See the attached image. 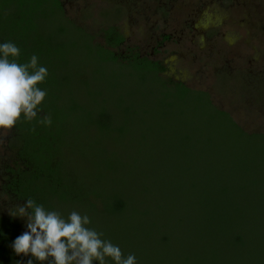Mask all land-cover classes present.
<instances>
[{
  "label": "trees",
  "instance_id": "obj_1",
  "mask_svg": "<svg viewBox=\"0 0 264 264\" xmlns=\"http://www.w3.org/2000/svg\"><path fill=\"white\" fill-rule=\"evenodd\" d=\"M107 10L120 12L112 20L123 12L120 6L104 11ZM105 12L101 15L109 23L112 20L106 18ZM102 31L104 41L99 42L95 34L66 15L62 0H0V43L13 42L18 46L20 63L29 62L36 55L39 65L48 70L45 82L39 85L47 92L40 106L42 111L33 121L22 120L8 130V148L14 152L15 161L4 166L1 190L8 195L13 211L28 198L47 210L59 211L65 218L78 210L89 216L90 225L98 221L102 239L115 245L112 235L121 224L129 225L128 231L123 227V232L145 226L148 230L144 231L149 233L146 236L150 237L147 239L155 242L152 251L144 244H139L136 251L120 247L125 257L135 255L136 264H157V261L178 264V259L181 264H238L241 257H248L241 264H264V224L247 228L243 220H239L241 224L230 222L232 212L242 214L264 207V178H249L255 161L228 158L229 148L237 156L236 147L264 143V133L246 131L228 111L213 103L209 92L165 76L168 69L163 62L133 48L120 52L127 37L116 26L111 24ZM134 77L136 87L129 89L127 84L132 83L129 79ZM186 100L190 102L185 103ZM193 103L199 112L196 117L200 123L196 126L187 122L186 117ZM160 108H164L163 113L157 111ZM176 113L185 116L182 125H187L179 134L181 126L174 122ZM158 114L161 116L157 117ZM46 115L50 116L51 125L38 122ZM163 116L168 117L161 126ZM168 122L172 123L165 130ZM160 126L161 131L174 130L176 139V143L160 153L163 162L158 170L162 176L167 174L163 189L167 190L166 195L175 194L174 203L182 194L188 208L186 213L191 216L187 225L184 216L177 220L184 226V235L191 238L185 252L179 255L177 243L181 235L178 234L176 243L172 240V227L176 225L163 228L149 218L151 209L145 201L148 188L137 191L142 188L135 186L131 195L121 180L103 182L118 173L123 163H128L144 185L141 179L146 183L153 175V170L148 173L146 163L151 160L152 137ZM205 132L219 139L207 136L203 140ZM194 139L210 146V156L215 162L200 163L211 165L205 167L208 171L205 177L198 176L196 181L185 184L188 179H178V166L174 167L178 162V141L190 144ZM115 145L136 152L121 157ZM87 152L98 170L89 172L92 167L89 164L83 168L86 172L83 175L81 165L88 161ZM232 159L240 160L245 167L241 176L246 174L247 178H239L230 187L218 178L222 173L232 175L236 166L227 163ZM215 171L219 172L216 177ZM180 172L185 174L184 169ZM93 175L101 181L97 185L88 183L87 178ZM137 180L133 178L129 186ZM236 194L246 195V202L242 203ZM251 201L255 205L244 209ZM255 206L257 210L253 209ZM240 217L244 219L245 213ZM20 234L16 217L0 211V264H27L29 257L17 256L11 247ZM108 264L113 262L109 260Z\"/></svg>",
  "mask_w": 264,
  "mask_h": 264
},
{
  "label": "rangeland",
  "instance_id": "obj_2",
  "mask_svg": "<svg viewBox=\"0 0 264 264\" xmlns=\"http://www.w3.org/2000/svg\"><path fill=\"white\" fill-rule=\"evenodd\" d=\"M62 1L66 15L95 34L97 41H104L102 29H106L111 24L116 26L127 37L126 43L119 49L120 52L125 53L129 48H133L142 55H148L163 62L168 69L164 73L165 76L176 81L181 80L197 90L209 92L213 103L228 111L246 131L264 133V0ZM117 6L122 7L123 12L117 20H112V18L119 16L120 12L117 10L105 12L104 10ZM101 12H105L106 18L112 21L106 22ZM135 79V77L129 79L132 81L131 84H127L129 89H135ZM189 102V100L185 101V103ZM163 110L164 108L157 109L161 113ZM157 111L154 110V112ZM196 113L199 114L195 110L194 103L190 104L186 117L187 122L189 120L194 126L200 123ZM172 115L174 114L169 116ZM160 116L158 114L157 117ZM167 117L163 116L161 126ZM151 118L149 116L147 120L150 122L152 121ZM183 118L185 120L184 115L180 116L177 113L174 116L177 127L181 126L178 127V134L183 132V127L187 126L186 124L182 125L181 119ZM170 123L172 122L164 125L165 130L170 128ZM161 126L160 130H155L153 137L150 135L154 150L150 153L151 160L146 164L148 173L153 170V175L147 179L146 183L143 178L141 179L144 185L140 183V178L133 174L135 172L133 168H129L128 163H123L124 167H121L118 173L112 174L116 178L109 175L108 177L111 178H106L104 179L106 182L104 180L103 182L111 184L113 179L116 183L121 180L126 184L125 187H128V193L131 195H134L133 188L135 186L142 188L137 191H144L145 188H148L145 201L151 209L149 218L156 220V226L159 225L163 228L176 225V227H172L174 229L172 240L176 243L178 234L181 235L177 243L179 255L185 252L184 249L189 246L191 238L186 234L184 235V229H182L184 226L177 220L178 217L184 216V224L187 225L191 216L190 212L186 213L188 208L183 203L182 194L179 193L178 202L174 203L177 200L173 199L175 194L166 195L167 190L163 189L167 174L162 176L158 170L162 167L161 163L163 162L160 159V153L165 152L167 146L176 143V139L174 130L170 132L161 131ZM205 128H207L206 125ZM8 135V130H0V211L5 213H9L13 209L8 195L1 190L2 172H4L6 163L15 161L14 152L8 148ZM207 136L219 139L209 132H205L202 139L205 140ZM196 140L190 141L192 142L190 144L178 141V162L174 163V167L178 166V179H182V181L188 179L184 182L185 184H189L193 179L196 181L198 176L205 177L204 174L208 172L205 167L209 168L211 165H200V163L204 161L215 162L214 158L210 156V146L205 141L197 143ZM225 148L222 149V152ZM115 149L118 150V155L121 157L124 153L136 152L133 149H129L130 152H128L126 149H122L120 145H115ZM232 150L228 149L230 153L228 158H247L248 161H255L251 167L253 173L249 178H264V143L259 141L256 144H243L236 147L234 153L236 152L237 156L232 155ZM89 154L88 152L85 154L88 161L81 165L83 175L86 174L83 168L89 164L92 166L88 169L89 172H94L93 169L95 168L98 170L97 166L92 163L93 161L95 164V160L90 159L93 157ZM200 154L204 157H200ZM229 161L227 163H233L236 166L232 169V175L222 173L218 180L227 182L231 187L239 182V178H247V176L246 174L241 176L240 172L245 167H242L240 160L232 159V162ZM183 169L186 175L180 172ZM215 172L217 174L214 177L219 174V172ZM96 178L95 175L91 178L88 177L87 179H90L88 183L94 182L97 185V182L100 183L101 181ZM133 178L138 180L134 184L130 183L129 186V182ZM262 190L263 187H260L259 192L261 193ZM250 196L251 194L249 198ZM238 198L243 203L246 202L247 196L239 194ZM252 201L244 209L251 205L254 206ZM253 209L257 210L258 208L255 206ZM244 213L243 219L240 216ZM242 214L232 212L230 222L235 221L241 224L242 221L239 220H243L247 228L264 224V207L259 208L258 211H244ZM16 219L19 223V229L23 233L27 230L26 218L16 217ZM125 224H121L120 228H116L115 232L113 231L114 235L112 236L117 246H125L136 251L139 244H144L148 245L150 251L153 250L155 242L147 239L150 238L148 237L149 233L144 231L148 228L142 226L133 230L130 229V232H123ZM193 225L190 226L193 227ZM90 226L98 231V221ZM125 228L128 231L129 225L127 224ZM188 232L193 234L191 231ZM247 261L248 257H241L238 264ZM157 264L165 263L157 261ZM178 264H181L179 259Z\"/></svg>",
  "mask_w": 264,
  "mask_h": 264
},
{
  "label": "clouds",
  "instance_id": "obj_3",
  "mask_svg": "<svg viewBox=\"0 0 264 264\" xmlns=\"http://www.w3.org/2000/svg\"><path fill=\"white\" fill-rule=\"evenodd\" d=\"M20 55L13 42L0 43V130L36 119L47 96L46 90L39 87L48 76L47 68L39 65L36 55L20 63ZM38 122L51 125V118L46 115ZM9 214L26 218L27 230L15 238L11 247L17 256L29 257L27 264H108L109 260L113 264H136L134 254L125 257L119 246L90 228L86 214L72 211L65 218L32 198Z\"/></svg>",
  "mask_w": 264,
  "mask_h": 264
},
{
  "label": "flooded vegetation",
  "instance_id": "obj_4",
  "mask_svg": "<svg viewBox=\"0 0 264 264\" xmlns=\"http://www.w3.org/2000/svg\"><path fill=\"white\" fill-rule=\"evenodd\" d=\"M165 65V64H164Z\"/></svg>",
  "mask_w": 264,
  "mask_h": 264
}]
</instances>
